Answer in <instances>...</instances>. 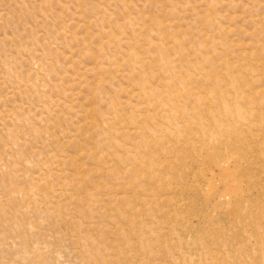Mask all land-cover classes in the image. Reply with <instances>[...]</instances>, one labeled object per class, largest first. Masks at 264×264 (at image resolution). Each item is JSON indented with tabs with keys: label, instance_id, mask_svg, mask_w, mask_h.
Returning <instances> with one entry per match:
<instances>
[{
	"label": "rangeland",
	"instance_id": "obj_1",
	"mask_svg": "<svg viewBox=\"0 0 264 264\" xmlns=\"http://www.w3.org/2000/svg\"><path fill=\"white\" fill-rule=\"evenodd\" d=\"M0 264H264V0H0Z\"/></svg>",
	"mask_w": 264,
	"mask_h": 264
},
{
	"label": "bare ground",
	"instance_id": "obj_2",
	"mask_svg": "<svg viewBox=\"0 0 264 264\" xmlns=\"http://www.w3.org/2000/svg\"><path fill=\"white\" fill-rule=\"evenodd\" d=\"M229 192H230L229 189H227L226 186H225V189H223V194H222L221 196H223V197L226 196V195L229 196V194H230ZM233 192H234V191H233ZM234 196H235V197H238L237 192L234 194ZM235 197H234V198H235ZM235 199H236V198H235ZM236 200H237V199H236ZM238 201H239V200H238Z\"/></svg>",
	"mask_w": 264,
	"mask_h": 264
}]
</instances>
